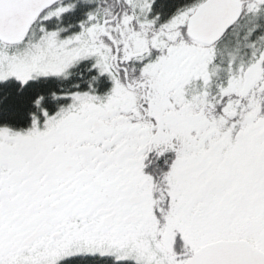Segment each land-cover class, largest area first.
I'll list each match as a JSON object with an SVG mask.
<instances>
[{"label":"snow or ice","instance_id":"1","mask_svg":"<svg viewBox=\"0 0 264 264\" xmlns=\"http://www.w3.org/2000/svg\"><path fill=\"white\" fill-rule=\"evenodd\" d=\"M0 264H264V0H0Z\"/></svg>","mask_w":264,"mask_h":264}]
</instances>
